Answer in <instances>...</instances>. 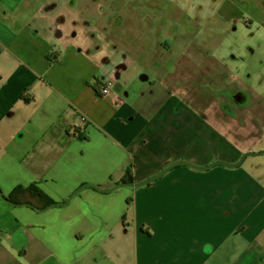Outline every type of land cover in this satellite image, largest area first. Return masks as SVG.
<instances>
[{
	"label": "crops",
	"instance_id": "0c3cea01",
	"mask_svg": "<svg viewBox=\"0 0 264 264\" xmlns=\"http://www.w3.org/2000/svg\"><path fill=\"white\" fill-rule=\"evenodd\" d=\"M45 3L48 0L33 6L27 0H0V26L12 27L11 32L3 25L9 38L0 37V143H11V149H0L4 194L15 186L35 185L59 205L82 185L107 190L126 176L133 184L140 183L178 160L206 167L235 162L244 151L258 148L264 130L255 131L254 125L239 124L247 138L230 147L208 138L224 135L222 128L232 127L228 121L217 119L206 129L190 122L184 111L172 112L176 101L208 98L194 79L199 72L222 71L217 63L202 58L200 46L187 41L182 53L169 51L179 69L174 75L160 74L166 88L161 87L162 98L165 93L167 100L172 97L166 105L163 102V115L156 99L160 94L152 101L143 100L153 93L137 84V58L125 43L99 64L73 45L82 38L79 27L73 40L74 29L64 23L56 28L18 24L16 14L22 16L23 10L53 14L55 9ZM16 36L25 39L18 41ZM82 59H87L84 75L65 69L78 68ZM225 71L228 78L210 87L214 101L222 99L217 93L229 90L231 72ZM97 74L103 75L101 89L108 90L102 98L87 86ZM109 85L119 92L112 93ZM20 106L23 109L13 115ZM84 123V140L67 135L71 126ZM20 131L37 136L28 151L14 145ZM235 187L249 189L258 198L249 200L247 194L234 204ZM256 189L241 172L214 170L197 175L177 170L140 192L102 194L86 189L67 206L44 213L11 207L0 199V219L15 221L13 227H6L0 220V246L5 243L19 253V262L27 264L28 245L35 255L46 253L34 264H114L111 256L124 264L126 248H132V264H228L240 250L243 256L237 264H264V194ZM142 227L150 237L141 232ZM110 250L111 254L101 255Z\"/></svg>",
	"mask_w": 264,
	"mask_h": 264
},
{
	"label": "rangeland",
	"instance_id": "374dc122",
	"mask_svg": "<svg viewBox=\"0 0 264 264\" xmlns=\"http://www.w3.org/2000/svg\"><path fill=\"white\" fill-rule=\"evenodd\" d=\"M30 6L38 0H27ZM76 9L72 8L67 0H48L55 9L53 14L43 16L31 8L22 11L23 15L16 14L18 24L27 28L28 24L45 28L60 21L69 27L75 28L83 23L84 30L82 38L75 40L73 45L78 46L82 56L90 58L99 64H105L110 55L113 54L122 42H127L130 53L136 55L141 49L142 43L146 42L149 48H153L151 40L155 45V34L157 28L164 30L177 24L185 30V38L195 40L206 47L214 56L221 59L226 65L234 69L246 83L255 90L264 92V0H75ZM16 12V11H15ZM14 12V13H15ZM168 14V18L165 16ZM163 17L165 19H163ZM251 20L248 27L244 21ZM84 21H86L84 23ZM122 23H121V22ZM235 21V22H233ZM5 23V22H4ZM11 23V22H10ZM122 24V26H121ZM9 30L12 29L9 23L3 24ZM0 26V37L9 38L5 35L6 27ZM11 31V30H10ZM24 30H22L23 32ZM35 31V30H34ZM12 32V31H11ZM162 32V31H161ZM24 34V33H22ZM21 35V34H20ZM18 41L25 39V36H16ZM167 45H173L167 33H163L162 41L166 40ZM253 45L254 52H247L241 45ZM180 46H186V42H180ZM147 58V62L151 60ZM165 60L171 61L168 56ZM87 59H82L78 68L67 66L65 69L76 76L84 75L86 72ZM163 71L164 68L162 66ZM231 72V73H232ZM100 76L97 74L93 77ZM110 90L117 94L119 90L112 86ZM147 90L152 95L144 96L143 100L152 101L162 91L161 86H150ZM146 92V91H145ZM141 103L140 101L138 104ZM33 108H36L33 106ZM23 106L14 112L18 114ZM35 133L28 132L26 138L21 142L14 138V145L19 146L22 151H28L36 142ZM0 149H11V143L3 140ZM263 151V150H262ZM261 152V151H260ZM243 164L246 168L252 162H262L261 157H251ZM160 182V181H158ZM158 182L154 183L157 184ZM147 188L131 189L123 188L126 192H140ZM130 216V214H129ZM4 226H14L13 218H3ZM134 224L133 218L131 219ZM122 245H128L123 243ZM237 245V244H236ZM114 247V246H113ZM116 250V249H115ZM132 248H126L124 264H132ZM28 253V264H34L39 257L45 254L35 255L31 245L26 249ZM113 250L101 254H111ZM219 254L222 251L218 250ZM243 252L236 251L229 257L228 264H237L243 256ZM114 264H118L112 256ZM19 262V253L8 248L5 243L0 246V264H14ZM27 264V262H19ZM226 264V263H225Z\"/></svg>",
	"mask_w": 264,
	"mask_h": 264
},
{
	"label": "flooded vegetation",
	"instance_id": "af4514ba",
	"mask_svg": "<svg viewBox=\"0 0 264 264\" xmlns=\"http://www.w3.org/2000/svg\"><path fill=\"white\" fill-rule=\"evenodd\" d=\"M76 1L71 0L69 3V6L75 5ZM46 4V3H45ZM53 7V6H52ZM168 18V14L165 16ZM163 19H165L163 17ZM86 21H84L85 23ZM121 22V21H120ZM235 22V21H233ZM122 23V22H121ZM62 23L57 22L56 24L53 25V28H56L57 26L61 25ZM244 24L247 25L248 27L251 24V20L246 19L244 21ZM122 26V24H121ZM81 28L84 30L83 23L77 25L73 31V37L72 39L74 40L76 37V28ZM85 31V30H84ZM162 31V32H161ZM57 36H59V32H57ZM163 33H167V35L170 37V41L172 42L174 49L170 48V45H167V39L166 40H161L163 37ZM156 39V43L153 46V48H149L148 43H142L141 49L139 52L136 54L137 58V66L139 67L140 73L138 76V83L139 85H143L144 88L148 89L150 86H161L164 88V77H161L160 74L163 72H166L167 75H174L176 72H178V65L176 64V58L174 54H169V51H173L176 54H180L184 51V48L180 46L177 43V40H183L184 42H191L194 44H197L198 46L201 47L202 49V58L208 60L211 63H217L220 68L221 72H218L217 70L215 71H201L199 72L198 75L195 76V80L197 81V84L202 87V90L204 92L209 93L208 98L206 100H199L195 103H187V102H179L176 101L173 104L172 107V112L173 111H184L185 117L190 121V122H199L203 124L206 129H210L209 126L214 123L215 120L220 119V120H225L228 121L230 124H232V127H226L222 128L224 131V135H218L215 133L216 137H208L209 139H212L218 143H224L225 145H228L230 147H234L237 143H241L242 140L247 138V135L243 133L242 131L239 130L238 125H254L253 130L262 132L264 129V92H259L255 90L251 85L246 83L244 79L236 72H232V68H230L226 63H224L221 59L218 57L214 56L212 53L209 52L208 47L205 45L195 41V40H190L189 38H185V30L184 28L177 24L172 27H167L164 30H161L159 27L157 28V32L154 36ZM126 44L127 47L130 45L127 44V42H123ZM241 45V44H240ZM242 47L247 49V52H254V47L253 45H241ZM164 54H161L163 53ZM152 57L149 63L146 61L148 57ZM168 56L171 58V61L165 60L164 57ZM50 60V58L48 57ZM52 61V60H50ZM108 61V60H107ZM162 66L165 71H163ZM153 68L155 69V74H153ZM224 69H228L231 73L229 76V79L231 83L229 84V90L217 93L216 95L221 97L222 99H218L217 101L213 100V92L211 90V85H213L217 81H222L228 78V75L226 71L224 72ZM102 78L103 75H100L98 77H95V79L88 83L87 86L92 88L93 90V85L96 83H101L102 84ZM101 89V88H100ZM166 89V88H164ZM94 91V90H93ZM100 91V90H99ZM95 93V91H94ZM162 92L156 99L158 100V109L161 111L163 108V115H164V110L165 106L163 105V102H166L170 100H167V95L165 93V97L162 98ZM96 95V93H95ZM99 98H102L101 94L98 92V95H96ZM22 100V96L20 97V101ZM184 103V104H183ZM14 115V114H13ZM12 115V116H13ZM161 116V118L163 117ZM7 115L4 116V119ZM11 116V114H8V118ZM12 118V117H11ZM71 126L70 128H72ZM69 128V129H70ZM68 129V130H69ZM26 134L24 132L20 131L17 132L15 137L16 141L18 142L20 139L22 140L25 138ZM258 148L254 150H247L244 151L240 157L232 163L228 162H213V163H220L221 165L213 167L209 170L206 171H198L197 169L201 168H206V167H197L194 166L193 164L184 161V160H178L177 162L171 164L170 166L166 167L165 169H162L158 174L155 176L144 180L140 183H132L129 179L126 177L123 178L120 182H116L112 185L111 188L107 190H102L99 189L95 186H90V185H82L79 188H77L66 200V202L69 201V203L72 201V199L77 196L79 193H81L83 190L86 189H92L94 191H97L102 194H110V193H104L105 191L113 189L115 186L120 185V184H128V185H137L141 184L143 182H146L148 180H152L154 178L159 177L165 170L173 165L176 164H187L191 167L188 166H178L173 168L172 170H169L166 172L164 175L160 176L158 179L154 180L150 184L142 187V188H150L153 186L154 183L161 181L162 179L166 178L170 173L177 171V170H184L187 172H192L197 175H204L208 174L214 170H223L226 172H241L257 189V193L261 191L264 194V164L262 162H252L248 164L246 168L243 167L244 163H247V159L251 157H261L264 155V134L258 141L257 145ZM263 150V151H262ZM261 151V152H260ZM211 163V164H213ZM210 164V165H211ZM209 166V165H208ZM84 187L83 190H80ZM124 187H120L117 190H122ZM126 188V187H125ZM33 189V190H31ZM135 189V188H131ZM139 189V188H138ZM80 190V191H79ZM114 191V192H115ZM42 193L45 196L49 198V200L52 202V204L45 206L46 200L42 197L39 196L38 193ZM113 193V192H112ZM0 199L6 203L8 206L11 207H27L32 210H34L37 213H41L46 211V209H50L51 207H63V205L66 203L62 204H55L53 199L48 196L39 186H28L26 188H23L21 186H15L8 194H4L2 189L0 188ZM33 196L31 197V195ZM76 194V195H75ZM248 194V199H257V195H253L249 189L242 190L240 187H235L234 192H233V202L234 204H238L241 202L243 199L247 198ZM264 199V196H263ZM129 201V200H128ZM68 203V204H69ZM31 204V205H30ZM33 205V206H32ZM67 206V205H66ZM65 207V206H64ZM57 208V207H56ZM257 230H262V226L259 227ZM141 232L147 236H151L150 232L147 228L142 227ZM1 239V236H0ZM210 251V250H208Z\"/></svg>",
	"mask_w": 264,
	"mask_h": 264
},
{
	"label": "water",
	"instance_id": "95a60500",
	"mask_svg": "<svg viewBox=\"0 0 264 264\" xmlns=\"http://www.w3.org/2000/svg\"><path fill=\"white\" fill-rule=\"evenodd\" d=\"M20 140H21V139H20ZM219 165H221V164H220V163H213V164L207 166L206 168H201V169H197V170H198V171H206V170H209V169H211V168H213V167H216V166H219ZM178 166H188V167H191V166H189V165H187V164H183V163L176 164V165H173V166L167 168V169L165 170V172H163L160 176L164 175V174H165L166 172H168L169 170H172L173 168L178 167ZM191 168H192V167H191ZM160 176H159V177H160ZM159 177L154 178V179H152V180H148V181H146V182H143V183H141V184H137V185L120 184V185L115 186V187H114L113 189H111V190L105 191L104 193H112V192H114L116 189H118V188H120V187L135 188V189L142 188V187H144V186L150 184V183L153 182L154 180L158 179ZM85 188H88V187H84V188H82V189H80V190H83V189H85ZM80 190H79V191H80ZM0 195H1V194H0ZM75 195H76V194H75ZM70 200H71V199H70ZM70 200H69V201H70ZM69 201L66 202V203L63 205V207L66 206V205H68ZM56 207H59V206H56ZM41 213H44V212H41Z\"/></svg>",
	"mask_w": 264,
	"mask_h": 264
},
{
	"label": "trees",
	"instance_id": "16d2710c",
	"mask_svg": "<svg viewBox=\"0 0 264 264\" xmlns=\"http://www.w3.org/2000/svg\"><path fill=\"white\" fill-rule=\"evenodd\" d=\"M102 87L101 83H96L93 85V90L95 91L96 95H98V92L100 93V88ZM87 127V123H84L83 126L81 127H72L67 131V135H70L71 137H73V139H78V140H84L85 138L83 137V130ZM33 190V189H31ZM39 194L40 197L44 198L46 200L45 202V206H48L50 204H52V202L49 200V198L47 196H45L42 193L36 192ZM33 196V194L31 195V197ZM31 205V204H30ZM33 206V205H32Z\"/></svg>",
	"mask_w": 264,
	"mask_h": 264
},
{
	"label": "built area",
	"instance_id": "2783aa9c",
	"mask_svg": "<svg viewBox=\"0 0 264 264\" xmlns=\"http://www.w3.org/2000/svg\"><path fill=\"white\" fill-rule=\"evenodd\" d=\"M101 96L105 97L106 95H108V90L105 88H102L100 91Z\"/></svg>",
	"mask_w": 264,
	"mask_h": 264
}]
</instances>
